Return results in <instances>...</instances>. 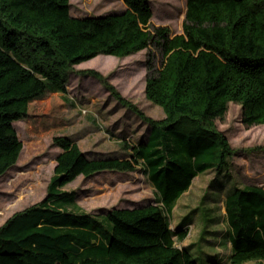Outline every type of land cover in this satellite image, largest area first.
<instances>
[{
	"label": "trees",
	"instance_id": "trees-1",
	"mask_svg": "<svg viewBox=\"0 0 264 264\" xmlns=\"http://www.w3.org/2000/svg\"><path fill=\"white\" fill-rule=\"evenodd\" d=\"M123 3L119 13L79 18L69 0H0V178L22 150L15 121L25 119L31 135H51L61 150L46 196L0 226V264H222L199 263L178 248L175 240L188 231L172 229L169 215L198 174L228 168L234 152L215 121L229 103L242 106L246 127L264 126V0H186V12L184 0L182 33L173 36L163 27L150 31L149 0ZM149 45L162 61L144 93L164 118L134 109L150 132L145 143L129 145L130 159L87 158L66 134L68 72L98 55L123 58ZM79 73L101 79L91 69ZM139 164L159 205L97 216L75 212V193L62 189L78 176ZM224 210L228 264L264 260V189L234 187Z\"/></svg>",
	"mask_w": 264,
	"mask_h": 264
},
{
	"label": "rangeland",
	"instance_id": "rangeland-1",
	"mask_svg": "<svg viewBox=\"0 0 264 264\" xmlns=\"http://www.w3.org/2000/svg\"><path fill=\"white\" fill-rule=\"evenodd\" d=\"M149 2L150 31L163 27L170 36L182 33L186 0L185 12L184 0ZM69 3L70 14L79 18L119 13L125 8L123 0H69ZM161 61L160 50L149 45L123 58L98 55L74 65L68 72L66 134L87 158L130 159L129 145L146 142L150 126L134 109L152 120L164 118L161 108L147 100L144 93L146 79L157 72ZM89 69L101 79L79 73ZM109 86L130 106L118 101ZM215 126L233 149L229 166L193 178L189 189L175 201L169 220L172 229L188 231L184 240H175L178 248H186L199 263L220 259L222 264H228L230 244L224 199L234 187L256 185L264 189V126L246 127L242 123V106L232 102ZM13 127L23 146L17 163L0 178V226L15 212L46 196L55 158L61 152L53 145L51 135H31L25 119L15 121ZM162 147L164 151L159 153L166 155V145ZM62 189L75 193V212L97 216L112 208L160 204L158 193L140 164L130 172L103 171L78 176ZM244 264H264V260Z\"/></svg>",
	"mask_w": 264,
	"mask_h": 264
}]
</instances>
